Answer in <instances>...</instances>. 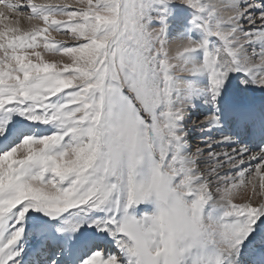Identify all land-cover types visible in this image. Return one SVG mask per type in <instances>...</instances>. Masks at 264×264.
Returning <instances> with one entry per match:
<instances>
[{
  "label": "snow or ice",
  "instance_id": "obj_1",
  "mask_svg": "<svg viewBox=\"0 0 264 264\" xmlns=\"http://www.w3.org/2000/svg\"><path fill=\"white\" fill-rule=\"evenodd\" d=\"M0 264H264V0H0Z\"/></svg>",
  "mask_w": 264,
  "mask_h": 264
},
{
  "label": "rangeland",
  "instance_id": "obj_2",
  "mask_svg": "<svg viewBox=\"0 0 264 264\" xmlns=\"http://www.w3.org/2000/svg\"><path fill=\"white\" fill-rule=\"evenodd\" d=\"M59 38V37H58Z\"/></svg>",
  "mask_w": 264,
  "mask_h": 264
}]
</instances>
